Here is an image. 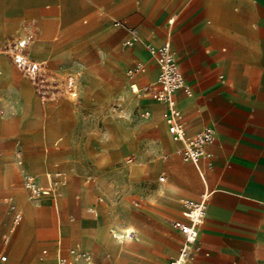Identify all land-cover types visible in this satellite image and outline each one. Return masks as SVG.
Instances as JSON below:
<instances>
[{
  "label": "rangeland",
  "instance_id": "obj_1",
  "mask_svg": "<svg viewBox=\"0 0 264 264\" xmlns=\"http://www.w3.org/2000/svg\"><path fill=\"white\" fill-rule=\"evenodd\" d=\"M154 1L148 14L157 10ZM46 2L52 5L44 8ZM83 9L79 0H0V39L27 33L30 18L38 17L42 41L36 50L45 43L51 52L57 43L50 70L73 73L78 81L76 98L62 94L41 101L27 77L0 54V253L7 255L4 264H56L57 248L70 264H165L182 240L173 221H189L182 212L186 198L194 197L181 198L164 184L199 195L202 183L183 144L169 133L162 104L142 88L155 78L128 74L132 60L112 19L97 21ZM18 149L20 158H12ZM26 169L41 180L61 171L58 213L49 196L28 199L21 175ZM27 205L29 225L17 237ZM15 212L21 214L17 222ZM126 225L144 232L147 243L134 240L132 232L125 244L120 236ZM111 226L119 250L108 234ZM76 243L89 252L88 262L69 253Z\"/></svg>",
  "mask_w": 264,
  "mask_h": 264
},
{
  "label": "crops",
  "instance_id": "obj_2",
  "mask_svg": "<svg viewBox=\"0 0 264 264\" xmlns=\"http://www.w3.org/2000/svg\"><path fill=\"white\" fill-rule=\"evenodd\" d=\"M79 3L84 11L92 10L97 21L112 19V26L122 35V51L131 58V64L145 65L146 72L139 80L155 78L142 88L154 83L158 75V66L143 44L147 41L161 46L169 34L185 84L174 93L184 132L192 136L205 127L214 130L199 159L208 197L197 249L188 264H264V0H155L152 6L155 4L157 10L152 14L146 12L149 0ZM51 5L46 2L44 8ZM113 20L136 28L141 41L124 46L127 34L113 25ZM33 22L38 32L30 55L46 59L51 68L50 53L58 44L52 43L51 52H47L50 45L45 43L40 47L45 51L36 50V42L42 41L41 22L31 17L28 29ZM23 34L21 31L5 38ZM157 102L163 106V116L165 106ZM35 177L40 184L45 183V177ZM200 182L201 194V178ZM168 192L181 198L192 195L193 199L186 198L191 201L200 197L172 183ZM55 203L52 201L58 213ZM131 231L134 235L138 232ZM57 237L60 242L58 226Z\"/></svg>",
  "mask_w": 264,
  "mask_h": 264
},
{
  "label": "built area",
  "instance_id": "obj_3",
  "mask_svg": "<svg viewBox=\"0 0 264 264\" xmlns=\"http://www.w3.org/2000/svg\"><path fill=\"white\" fill-rule=\"evenodd\" d=\"M171 24V20L169 21ZM113 25L123 28L127 34L123 40V45L130 47L141 41V37L136 28L129 26L122 20H113ZM38 25L33 22L29 31L20 36H11L0 40V54L10 59L15 68L24 74L30 82L34 92L41 101L54 99L62 94H67L76 98L78 96L77 78L73 73H66L59 76L56 72L50 70L46 59H35L30 55V48L36 39ZM145 49L154 58L158 66V76L154 83L146 85L143 90L153 100L162 102L165 106L163 118L167 124L169 133L173 139L179 140L186 147L183 139V127L179 119V113L175 106L174 93L177 89L185 88L184 80L179 69V65L172 50L170 35L167 34L163 44L155 47L150 43H146ZM145 65L141 62L134 63L129 69L128 74L135 72H144ZM214 130L211 127H205L190 137L188 145L192 151L185 150L188 157L195 164V158H200L205 150L206 142L213 138ZM21 150L12 153L14 159L20 158ZM22 185L26 189L28 199L35 200L40 196H49L54 205H56V196L59 193V183L61 179V171L45 173V183L40 184L35 175L29 170H22ZM163 178V177H161ZM202 198L194 201H187L188 208L182 213L188 217V222L174 220L173 225L182 233V240L176 256L171 257L165 264H188L193 256V252L197 249L196 240L198 229L203 221L204 212L197 217L192 218V210L198 206L204 211L207 200L206 189L202 194ZM21 218L19 212L14 213V221L17 222ZM132 231L130 232V235ZM3 241L8 240V235H3ZM59 243V240H57ZM69 253L75 259L82 257L84 261L90 260L89 252L80 250L79 244H74L69 248ZM6 261V255L0 253V264ZM61 255L60 250H56V264H70Z\"/></svg>",
  "mask_w": 264,
  "mask_h": 264
},
{
  "label": "bare ground",
  "instance_id": "obj_4",
  "mask_svg": "<svg viewBox=\"0 0 264 264\" xmlns=\"http://www.w3.org/2000/svg\"><path fill=\"white\" fill-rule=\"evenodd\" d=\"M144 45V48H145V45H146V43H144L143 44ZM85 57V56H84ZM157 64V63H156ZM92 66V65H91ZM144 72H145V70H144ZM142 73V72H141ZM96 76V75H95ZM130 87H131V89L133 90V91H138L139 90V87L135 84V83H133V84H130ZM175 106H176V108H177V105H176V102H175ZM177 110H178V108H177ZM178 113H179V119H180V122L182 123V121H181V116H180V112H179V110H178ZM182 127H183V131H184V126H183V124H182ZM183 139H184V143H185V145H186V147L184 146V149L185 150H189V151H192V148H191V146L190 145H188V142H189V140H190V138H188L187 137V135L185 134V132H183ZM195 167H196V169H197V172H198V174H199V176H200V178H201V180H202V182H203V184H204V191L202 192V194L205 192V189H206V193H207V186H206V183H205V180H204V176H203V173H202V170L200 169V166H199V158H195ZM160 180H163V178H161L160 177ZM174 185V184H173ZM168 188H170V184H168V183H165L164 184V188L163 189H165V190H167ZM169 190V189H168ZM199 198H202V195H200V197ZM188 201V200H187ZM189 201H191V200H189ZM194 201V200H193ZM30 212V207H29V205H27L26 206V208H25V213H26V217H25V222L23 223V225H22V227H21V229L18 231V233H17V237H18V234L20 235V234H22V233H24L27 229V225H29V222H28V219H26L27 218V214ZM201 212H204V211H202V210H200V208H199V206L195 209V210H192V213H191V216H192V218H194V217H197ZM68 228H64L63 229V235H65L66 234V232L68 231L67 230ZM129 229H132V230H134L135 231V229H134V226H132V225H126V227L124 226V230H126V231H128ZM13 231H14V228H13ZM10 234V233H9ZM109 236L113 239V242L116 244V248H118V250L120 249V247H121V245H119V242H121V241H117L118 239H115V238H117L119 235L115 232V230H114V228H113V226H111L110 227V230H109ZM121 238H125V244H128L129 242H130V240L131 239H133V238H131V235H130V232H124V234L123 235H121L120 236ZM148 237V236H147ZM147 237H146V235H145V233L144 232H142V231H138L137 233H135V235H134V240H136V241H138V242H142V243H147ZM123 238V239H124ZM123 241V240H122ZM141 243V244H142ZM20 245H21V242H20V240L18 241V243L16 244V253L17 254H20L21 253V250H20ZM145 245V244H144ZM89 246V245H88ZM178 253V252H177ZM21 256V255H20ZM117 256V255H116ZM40 264H49V263H47V262H43V263H40Z\"/></svg>",
  "mask_w": 264,
  "mask_h": 264
},
{
  "label": "snow or ice",
  "instance_id": "obj_5",
  "mask_svg": "<svg viewBox=\"0 0 264 264\" xmlns=\"http://www.w3.org/2000/svg\"><path fill=\"white\" fill-rule=\"evenodd\" d=\"M129 232H131V229L128 230ZM123 239V238H122Z\"/></svg>",
  "mask_w": 264,
  "mask_h": 264
}]
</instances>
